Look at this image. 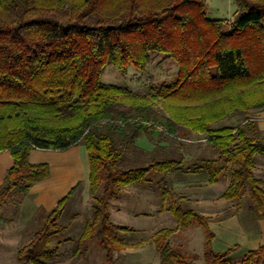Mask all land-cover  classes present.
Returning a JSON list of instances; mask_svg holds the SVG:
<instances>
[{"label":"trees","instance_id":"16d2710c","mask_svg":"<svg viewBox=\"0 0 264 264\" xmlns=\"http://www.w3.org/2000/svg\"><path fill=\"white\" fill-rule=\"evenodd\" d=\"M233 2L231 20H211L206 0H0V151L12 157L0 204L48 176L46 164L29 163L32 149L62 151L82 144L92 219L79 240L95 238L112 264L121 245L118 232L129 229L110 222V202L121 189L179 165L157 146L159 155L153 151L149 162L120 168L127 151L137 153L136 138L155 131L143 124L151 122L160 123L161 135L206 132L216 155L203 164L208 181L227 173L222 198L248 194L251 208L264 219V181L253 173L255 157L264 154L262 133L249 116L237 127H211L232 114L264 109V0ZM153 54L171 59L177 72L149 94L100 80L107 64L122 73L129 66L143 72ZM73 191L48 212L18 258L27 264L52 258L48 245L63 230L56 221ZM168 211L180 228L202 227L205 264L229 262L227 251L212 250L206 218L171 201ZM174 231L158 234L164 238ZM155 245L163 264H192L167 244ZM243 262L264 264V245Z\"/></svg>","mask_w":264,"mask_h":264},{"label":"rangeland","instance_id":"374dc122","mask_svg":"<svg viewBox=\"0 0 264 264\" xmlns=\"http://www.w3.org/2000/svg\"><path fill=\"white\" fill-rule=\"evenodd\" d=\"M236 9L233 0H206L205 13L211 20H231ZM176 72L177 66L171 59L162 54H153L143 72H138L129 66L122 73L113 65L107 64L103 68L100 80L106 84L123 86L132 92L146 95L151 93L152 89L157 88L161 83L172 82L176 77ZM154 108L160 111V104H155ZM253 111L255 112V110H249L246 113L232 114L213 123L211 127L213 129L226 126L237 127L232 125H237L244 121L243 119L248 114H253ZM151 131V129H148V133L141 134L136 138L137 153L131 152V150L127 151L119 164L120 168H131L149 162L154 157L153 151H155L156 155H159V151L156 148L153 151L148 149L150 141H153V139L156 141L165 139V141L170 142L176 148H178L177 143H180L184 148L195 151L202 158H207L211 155L210 151L212 149L207 141L208 134L206 132H192L188 129H181L177 130L174 135L165 133L161 135L158 130ZM175 137H179V140L175 141ZM139 146L145 147L147 150L144 151ZM195 169L197 168L193 166L192 168L188 167L186 171L183 170L174 175L170 174L166 182L158 180L161 175L152 174L147 178L146 182L131 186L135 191L133 194L122 196L121 199L127 200L128 209L132 207L139 209V211H147L152 210L153 204H155L156 214L150 216L149 219H135L129 214L121 217V220L118 221L111 219L114 224L128 226L127 228L129 229L128 231L118 232L121 245L119 250L112 255V264H163L156 250V243L167 244L172 250L178 252L192 264H205V237L202 227L192 224L189 228H180L177 224L176 228L179 229V232L173 235L176 231V229H173L175 228L176 219L168 212L158 214V209L167 207L170 201L175 202L183 209L192 206L187 203L188 200L186 199L192 189H189L186 185L194 181L197 184L202 183L205 178L203 171H195ZM253 173L256 178L264 181V154L255 157ZM172 176H174L173 180L170 178ZM224 176V178L229 179L227 173ZM228 179L226 182H228ZM175 180L181 181L186 185L181 188H172L170 181L172 183ZM131 187L129 188L130 190L132 189ZM215 187L219 192L224 190L225 183L223 178L220 179L218 186ZM135 194H139L141 200ZM163 195L164 198H162ZM21 197L22 195L12 194L0 204V264H27L24 260L18 258L17 252L27 245L33 234L45 224L48 213L36 211L31 216H27L29 214L28 210L22 212L24 216H22L21 212L20 214L18 213ZM163 199L165 200L163 201ZM140 201H144L143 204ZM116 203L115 201L113 202L111 213H113ZM220 203V220L228 217L230 225L234 224L236 226L239 224L242 228L249 227V220L246 219L248 218L247 215L252 213L251 215L254 217L259 216L251 208L252 202L248 194L227 202L225 199L220 198ZM91 204V194L90 197L86 196V194L83 195L81 189L72 192L63 205L56 221L63 230L50 240L48 249L54 252L52 258L46 264H107L105 253L95 238L79 240L85 223L92 219ZM194 212L197 213L196 211ZM232 214L235 217L231 219L229 216ZM206 222H208L207 219ZM143 225L144 228H139V226ZM160 229L175 231L163 238L162 235L158 234ZM221 229L223 230L221 234L224 231L228 232L225 228ZM226 264H244L243 257L229 260Z\"/></svg>","mask_w":264,"mask_h":264},{"label":"crops","instance_id":"0c3cea01","mask_svg":"<svg viewBox=\"0 0 264 264\" xmlns=\"http://www.w3.org/2000/svg\"><path fill=\"white\" fill-rule=\"evenodd\" d=\"M248 116L252 119V121L256 123L264 139V109L255 110L253 114H248ZM243 123L244 121L232 126L242 125ZM178 138H175V141L179 140ZM177 144L178 148H176V146L173 147L170 142L165 141V139H162L160 141H156L155 139H153V141H150L148 149L153 151V149L158 146L163 149L164 153L168 157H176L179 160L177 169L169 172L165 176H160V178L158 179L159 181L163 180L164 182H166L170 174L174 175L177 172L183 170L186 171L188 167L192 168L193 166H195V168H197L195 169V171H203L204 162L216 157V155H214L213 152L210 151L211 155H209L207 158H202L195 151L189 148H184L180 143ZM139 148L144 151L147 150V148L145 147L139 146ZM28 161L30 164L34 165L41 163L46 164L48 167V176L45 179L34 183L29 188L27 193L22 195L21 199L19 200V214L20 212L22 213L27 210L29 211V214H27V216H31L36 211L48 213L53 210L56 207L57 203L72 189H74V191L81 189L83 195L86 194V196L90 197L88 182L89 164L86 150L82 144H77L62 151L42 150L34 148L29 153ZM11 167L12 157L9 151H0V186L4 180L6 172ZM203 173L205 174V178L203 179L204 182L202 183L197 184L194 181L191 183H187L186 185L181 181L175 180V183H171L170 181V185H172V188H181L186 185L189 189H192V191H189L190 195L186 197V199L188 200L187 203L192 206L187 209H192L207 219V226L213 234L211 240L212 250L216 253H224L227 251L228 254L226 256V259L232 260L243 257L249 251L255 250L261 245H264V219H262L261 217H254L253 215H251L252 213H249V215H247L248 218H246L247 220H249V227L245 228L240 227L239 224H237L236 226H234V224L230 225V223L228 222V217H226L224 220H220V198H222L221 195L226 189L229 183V179L227 178L228 182H226L227 179L224 178L225 176L223 174L217 178L216 182L210 183L208 181L207 174L204 171ZM173 177L174 176L170 178H172L173 180ZM221 178H223L224 180L225 188L222 192H219V190H216L215 186H218ZM130 187L131 186H127L121 189L119 197L110 202V205L108 207V215L109 220L112 224L114 223L111 221V219H114V221H118L121 220V217L127 216L126 214L133 216V218L135 219H149L150 216L156 214L155 204H153L152 210L147 211H139V209H134L132 207L128 209L127 200H123L121 198L122 196H126L125 194L129 195L130 193L133 194L135 192L132 187V189L130 190ZM135 195L138 199H140L139 194ZM114 201L117 203L116 207L113 209V213H111V209L113 208L112 204ZM227 201L230 200H226V202ZM143 202L144 201H142L141 203L143 204ZM168 206L159 208L158 214H163L166 212L170 214V212L168 211ZM22 216H24L23 213ZM229 217H231L232 219L235 217V215L232 214ZM114 225L126 228L128 227L117 224ZM176 227L177 221L175 223V228H173L176 229L173 235L179 232V229H177ZM139 228H144V225L139 226ZM221 228L227 229L228 232L224 231L223 234H221V232L223 231Z\"/></svg>","mask_w":264,"mask_h":264},{"label":"built area","instance_id":"2783aa9c","mask_svg":"<svg viewBox=\"0 0 264 264\" xmlns=\"http://www.w3.org/2000/svg\"><path fill=\"white\" fill-rule=\"evenodd\" d=\"M143 124L148 127V128H153L155 131L158 130L159 132L160 131H163V128L161 125H158V124H154V123H151V122H143Z\"/></svg>","mask_w":264,"mask_h":264}]
</instances>
